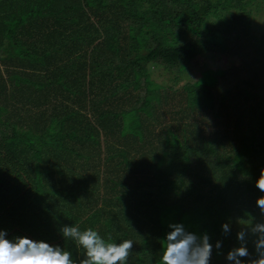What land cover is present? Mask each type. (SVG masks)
<instances>
[{
  "label": "trees",
  "instance_id": "obj_1",
  "mask_svg": "<svg viewBox=\"0 0 264 264\" xmlns=\"http://www.w3.org/2000/svg\"><path fill=\"white\" fill-rule=\"evenodd\" d=\"M262 1L0 0L7 238L47 241L79 264L83 249L60 231L76 225L109 242L131 240L127 264H161L169 225L182 223L209 235L210 264H228L234 225L259 218L255 201L264 195L255 187L263 97L247 104L262 92L239 81L215 103L223 66L177 95L151 73L175 78L201 54L231 57V36H246L264 55V31L249 26Z\"/></svg>",
  "mask_w": 264,
  "mask_h": 264
},
{
  "label": "clouds",
  "instance_id": "obj_2",
  "mask_svg": "<svg viewBox=\"0 0 264 264\" xmlns=\"http://www.w3.org/2000/svg\"><path fill=\"white\" fill-rule=\"evenodd\" d=\"M255 187L264 193V169H261ZM255 205L259 218L253 216L251 223L239 221V246L227 253L228 264H264V195L256 199ZM169 228L161 264H210L213 245L207 233L198 235L187 231L182 223L170 224ZM222 228L225 234L231 232L229 223H224ZM60 231L65 241L72 240L78 249H83L79 264H127L133 249L131 240L109 242L110 237L106 241L92 228L81 230L76 225H65ZM249 241L254 254L249 251ZM215 247L219 249L221 242L217 241ZM0 264H74V261L72 253L58 245L24 236L9 239L7 232L0 230Z\"/></svg>",
  "mask_w": 264,
  "mask_h": 264
},
{
  "label": "rangeland",
  "instance_id": "obj_3",
  "mask_svg": "<svg viewBox=\"0 0 264 264\" xmlns=\"http://www.w3.org/2000/svg\"><path fill=\"white\" fill-rule=\"evenodd\" d=\"M141 7L146 5L145 1H141ZM250 28L253 34H260L264 31V1L260 2L257 8L252 7L250 10ZM230 43L231 57L225 54H201L194 58L186 68L180 73L175 75L172 72H167L161 68H154L151 73L152 78L158 84L170 85L175 95L182 90L183 84L192 81H201L203 83H209L210 79L215 76L217 68L220 66L228 67L227 71L223 75L217 76V82L215 86H212L214 91V102L218 101L220 95L226 92L229 88H232L235 82L249 80L255 89H259L262 92L260 97L254 98V100H248L250 102H256L259 98H262V105L264 108V55L257 49L251 40L246 36L240 35L239 37L231 36L228 38ZM250 91V88L248 87ZM264 124V121L262 122ZM240 229L239 224L234 225V232L237 233ZM239 246L237 239L236 245ZM249 246H253L252 243ZM217 259H222L224 256L220 252H215Z\"/></svg>",
  "mask_w": 264,
  "mask_h": 264
}]
</instances>
